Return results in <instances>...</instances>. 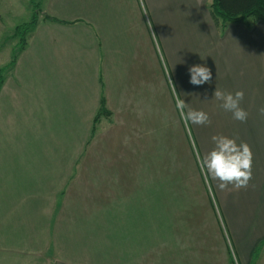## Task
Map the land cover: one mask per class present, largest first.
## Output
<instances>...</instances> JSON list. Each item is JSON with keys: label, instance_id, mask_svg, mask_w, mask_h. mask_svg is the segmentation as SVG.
<instances>
[{"label": "crops", "instance_id": "1", "mask_svg": "<svg viewBox=\"0 0 264 264\" xmlns=\"http://www.w3.org/2000/svg\"><path fill=\"white\" fill-rule=\"evenodd\" d=\"M38 1L43 18L0 91V264H106L112 253L115 264H140V251L120 245H139L137 224L149 226L141 234L149 248L141 251L143 264H247L264 239V23L232 24L220 33L212 0H143V8L140 0ZM27 3L30 9L31 0H0V25L25 14ZM192 65L207 66L211 81L192 85ZM169 75L185 111L202 110L210 123L185 125ZM216 87L244 92L246 121L219 107ZM102 107L107 112L97 124L107 127L92 135ZM216 135L250 146L246 188L206 182L197 154L209 151ZM61 144L66 148L58 152ZM62 173L87 179L83 203L99 205L91 218L102 236L86 239L88 221L79 218L87 213H69L76 241L64 215L47 220L39 213L66 203L70 179L47 189V178ZM170 218L178 226L175 248L164 237L154 251L155 226ZM108 241L114 252L107 255Z\"/></svg>", "mask_w": 264, "mask_h": 264}, {"label": "rangeland", "instance_id": "2", "mask_svg": "<svg viewBox=\"0 0 264 264\" xmlns=\"http://www.w3.org/2000/svg\"><path fill=\"white\" fill-rule=\"evenodd\" d=\"M35 3H36L35 8H33L32 4H31L30 9H29V5L27 3L26 13L23 15H20L19 18L14 19L12 24H8V22L6 20L1 18V21L4 25V27H2L0 25V77H2V79H4L7 75L11 74V71L13 70V67H12L13 56H17V58H18L19 53L21 51V48H18L19 47L18 44H19L20 39L13 37L15 34V29L19 26H22L24 24L29 23L32 19L33 13L38 12L42 15L43 10H42L41 4L39 3L38 0H35ZM29 10L31 12H29ZM41 15H40V17H42ZM43 16H44V14H43ZM25 21H27V22H25ZM5 28H6V31H3ZM33 31L34 30L26 33L25 38H26L27 43H28L30 37L32 36ZM27 43H26V45H27ZM106 127H107V124H97L96 135H99L102 130L104 131L106 129ZM0 129H1V126H0ZM1 134L2 133L0 131V135ZM57 148H58L57 151L59 152V150L65 149L66 145L61 144L60 146H57ZM32 150H33V152H36L33 149V146H31V145L28 146V151H32ZM77 167H79L80 169L83 167V164L81 161L78 162ZM68 179H70V177H66L64 175V173H62V175H57V176H52L50 178H47V180H50L49 184L56 185V186L49 185V187H47V189L49 191L55 190L61 184L65 183V181H67ZM85 181H87V179L83 176V173L80 176H76V177L71 178L70 182L65 187L67 191H66V194H64L65 195L64 198L66 200V203L64 204V206L62 208L51 209L50 204H47V205L43 206V208L39 211V213L42 215V217L47 219V220H51L52 215H53L54 219H56V218L60 219V216L64 215V216H62L63 219L61 222L65 226L66 225L70 226V228H69V230L71 231L70 237L74 241H76L79 236L75 232L73 233V231H72V224H73L74 220H73V216L71 217V215L69 214L71 212H74V214L79 213V212L87 213V214H85L87 217H84L82 214L79 213L81 215V217L79 218L81 221H84V220L86 221L85 218H87V221H88L86 225L83 224V229H82V232L86 236V239H91V238L95 239L97 236H99V234L102 236V234L99 230V226L91 218L92 214H98L99 213V205H97L96 203H87V204L83 203V198H82L83 187H84L83 184ZM140 181H141V178H140ZM140 185H142V184H140ZM208 192H209L210 198L213 202L211 191L209 189H208ZM51 194L53 196H55L56 192L53 191ZM139 200L145 201V194L140 193ZM60 205L62 206V203H60ZM213 205H214L213 208L217 214L218 210H217L214 203H213ZM65 206L67 208L66 210H64ZM200 206L201 205L194 207L193 211L197 210V208ZM207 214L209 215L208 212H207ZM144 215H146V210L145 209L140 210L139 216L145 217ZM170 220L171 221L168 225H165V226L156 225L155 226L156 233H155V235H153L151 237V240H149L150 241L149 243L156 244L154 251L161 249V247L159 245L160 240H161L160 238H164V237L166 238V243L168 245H170L171 248L172 247L175 248V246L171 245L170 240H171V234L176 232V229L178 228V226H177V224L173 218H170ZM146 226L149 227L148 225H143V224H139V225L137 224L136 225L137 229H136V227H134L136 230H140V240L138 242L139 243L138 246L135 244L136 243L135 241H132L130 239L124 240V244H120L122 249L125 248V250H138V251H140V256H138V257H140V264H143L144 260H148L147 257L141 256L142 255L141 251L146 252L149 249L147 247L148 241L143 240V237L141 235L143 233V230H145L147 228ZM81 227L82 226H80L79 223L76 224V228H77L76 232ZM222 227H223L225 239H226L227 244H228V246L231 250V253H232V245L229 242V238H228V235L226 233L225 227L224 226H222ZM163 228H165L166 231H164ZM97 243H100L102 246L103 240H99ZM106 247H107V255L114 252V250H112L113 243L108 241ZM134 257L135 256L128 257L127 258L128 262L130 263V260ZM155 257L157 258L158 255H155ZM156 258H155V260H156ZM92 260L98 261V258L92 257ZM116 260H118V258L115 256V254L112 253L111 255H108L106 257V264H115ZM247 264H264V239L258 243V245L256 246V248H255V250L251 256L250 261Z\"/></svg>", "mask_w": 264, "mask_h": 264}, {"label": "clouds", "instance_id": "3", "mask_svg": "<svg viewBox=\"0 0 264 264\" xmlns=\"http://www.w3.org/2000/svg\"><path fill=\"white\" fill-rule=\"evenodd\" d=\"M143 8V0H140ZM145 14L147 10L145 9ZM151 27V21L148 22ZM154 37L155 34L153 33ZM190 83L195 86L203 85L212 79V71L203 65H192L188 69ZM170 74V73H169ZM169 81L172 83L169 75ZM172 91L175 97V107L186 126L189 124L205 125L210 123L209 116L202 110L188 108L184 99L177 93L176 87L172 83ZM213 98L220 102L219 107L231 112L233 119L244 122L247 120L248 113L240 106L244 98L243 91L225 93L219 88H215ZM259 112L264 115V108ZM213 147L202 156L197 154V163L206 182L209 177L217 182L219 189L224 190L229 185L235 189L246 188L252 178V159L253 154L250 146L224 135L212 137Z\"/></svg>", "mask_w": 264, "mask_h": 264}, {"label": "trees", "instance_id": "4", "mask_svg": "<svg viewBox=\"0 0 264 264\" xmlns=\"http://www.w3.org/2000/svg\"><path fill=\"white\" fill-rule=\"evenodd\" d=\"M31 4L33 8H35V0H31ZM209 10L212 20L220 33H224L226 28L232 24H245L248 28H251L252 24L255 22L264 23V0H212ZM40 15L41 14L38 12L33 13L32 19L29 23L16 28L14 37L20 39L18 44V48H21L20 53L27 46L25 38L26 33L36 28ZM44 18L50 21L59 22V20L52 18L47 14H44ZM16 62L17 56H13L12 67L15 66ZM3 84L4 79L0 77V91ZM106 112L107 110L102 107L97 114L92 128V135L96 132L98 120Z\"/></svg>", "mask_w": 264, "mask_h": 264}]
</instances>
